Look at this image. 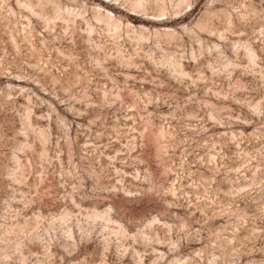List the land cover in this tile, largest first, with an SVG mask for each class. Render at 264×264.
Listing matches in <instances>:
<instances>
[{"label": "rangeland", "instance_id": "1", "mask_svg": "<svg viewBox=\"0 0 264 264\" xmlns=\"http://www.w3.org/2000/svg\"><path fill=\"white\" fill-rule=\"evenodd\" d=\"M0 264H264V0H0Z\"/></svg>", "mask_w": 264, "mask_h": 264}]
</instances>
